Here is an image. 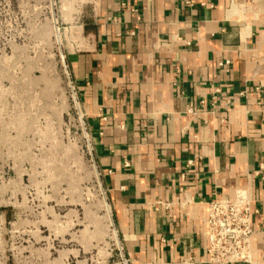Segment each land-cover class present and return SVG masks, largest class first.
Returning a JSON list of instances; mask_svg holds the SVG:
<instances>
[{"label": "crops", "instance_id": "1", "mask_svg": "<svg viewBox=\"0 0 264 264\" xmlns=\"http://www.w3.org/2000/svg\"><path fill=\"white\" fill-rule=\"evenodd\" d=\"M57 3L127 264H206V204L238 190L264 264V0Z\"/></svg>", "mask_w": 264, "mask_h": 264}, {"label": "rangeland", "instance_id": "2", "mask_svg": "<svg viewBox=\"0 0 264 264\" xmlns=\"http://www.w3.org/2000/svg\"><path fill=\"white\" fill-rule=\"evenodd\" d=\"M50 1L0 0V264H127Z\"/></svg>", "mask_w": 264, "mask_h": 264}, {"label": "built area", "instance_id": "3", "mask_svg": "<svg viewBox=\"0 0 264 264\" xmlns=\"http://www.w3.org/2000/svg\"><path fill=\"white\" fill-rule=\"evenodd\" d=\"M192 164V162H188ZM253 211L247 190L231 199L206 204L202 232L207 240L206 264H258L252 246ZM184 264H190L189 260Z\"/></svg>", "mask_w": 264, "mask_h": 264}, {"label": "bare ground", "instance_id": "4", "mask_svg": "<svg viewBox=\"0 0 264 264\" xmlns=\"http://www.w3.org/2000/svg\"><path fill=\"white\" fill-rule=\"evenodd\" d=\"M50 5H51V14H53V6H54V4H53V1H52V0L50 1ZM54 21H55V20H53V15H52L53 31H54V34H55V37H56V40H57L56 43H58L57 46L60 47V44H59V36H58V28L55 27V25H54ZM55 22H56V21H55ZM59 54H60V56H61V61H62L63 68H64V71H65V76H66V78H67L68 74H67V70H66V68H65L66 66H65V63H64V57H63V55L61 54L60 48H59ZM68 85H69V83H68ZM69 88H70V90H71V86H70V85H69ZM72 96H73V99L75 100V97H74L73 92H72ZM74 106H75V109H76V111H77V113H78V116H79V122H80V127H81V126L83 125V122H82V119H81V115H80V113H79V108H78V106H77V103H74ZM81 128H83V126H82ZM82 130L84 131V135H85V138H86V140H87V134L85 133V129L83 128ZM89 150H90V149H89ZM96 176H97V174H96ZM99 187H100V184H99ZM100 190H101V187H100ZM103 193H104V191L101 190V196H102V198H103ZM105 210H106V213H107V215H108L107 207H106V206H105ZM108 217H109V216H108ZM109 221H110V220H109ZM110 224H111V222H110ZM114 235H115V232H114ZM115 238H116V235H115ZM116 241H117V239H116ZM117 243H118V242H117Z\"/></svg>", "mask_w": 264, "mask_h": 264}, {"label": "water", "instance_id": "5", "mask_svg": "<svg viewBox=\"0 0 264 264\" xmlns=\"http://www.w3.org/2000/svg\"><path fill=\"white\" fill-rule=\"evenodd\" d=\"M52 15H53V20H55V13H54V10H53V14H52ZM54 25H55V27L57 28V25H56V22H55V21H54ZM65 68H66V67H65ZM67 81H68L69 85L71 86V82H70L68 76H67ZM71 91H72V87H71ZM93 164H94L95 173L97 174V178H98V182H99V184H100L101 190H103L102 185H101V182H100V180H99V174H98L97 169H96V167H95V163L93 162ZM103 201H104V203H105V206L107 207V212H108L109 220H110V222H111V226H112V228H113V231L115 232V235H116V231H115V228H114V225H113V221H112L111 213H110L109 207H108V205H107V203H106V198H105V194H104V193H103ZM116 239H117V235H116ZM117 242H118V239H117ZM118 244H119V243H118ZM122 258H123V257H122Z\"/></svg>", "mask_w": 264, "mask_h": 264}]
</instances>
